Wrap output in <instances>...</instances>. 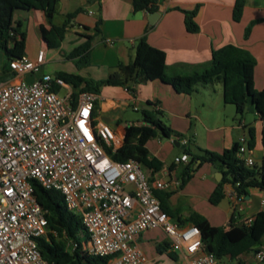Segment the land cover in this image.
<instances>
[{
  "label": "crops",
  "instance_id": "1",
  "mask_svg": "<svg viewBox=\"0 0 264 264\" xmlns=\"http://www.w3.org/2000/svg\"><path fill=\"white\" fill-rule=\"evenodd\" d=\"M133 1L59 0L54 25H63L66 17L78 10L74 19L70 21V27L59 49H50L40 33L41 26L46 30L51 28L46 22L43 12L39 10L17 11L14 20L22 24V30L27 35L25 57L35 60L38 53L45 50L46 65L37 76L17 77L5 68L6 55L0 52V83L33 81L43 74L55 76L59 72L81 75L95 81L103 80L116 71L117 65L132 63L139 41L145 39L150 46L166 54L169 76L201 72L202 66L208 65L212 61L233 57L249 60L255 64L254 87L258 91L264 90V0H242V16L238 22L233 17L237 0H156L158 7L156 12H134ZM196 9L195 21L199 26V31L189 33L186 30L183 11L191 12ZM100 21L101 34L95 37L91 46L89 65L78 67L75 60L68 56L77 46L86 42V36L94 35V29ZM253 22L257 23L251 27L249 35L246 36L247 28ZM51 63L53 69L47 71L45 67ZM74 91L77 90L74 89ZM212 93L214 98L211 100L209 95ZM201 94L203 96L201 104L194 102V95ZM194 95L178 94L170 85L158 80L136 85L134 95L124 87L105 86L98 95L97 108L95 107L93 114L94 122L108 124L118 135L125 137L128 124L122 123L120 113L131 103L133 105L139 103L143 105V109L148 107L149 111L155 109L161 115L165 114L171 127L163 120L161 121L178 134L181 133L174 126V119L190 120L194 118L197 120L196 129L198 128V130L195 131L192 138L181 134L184 136L183 138L177 139L174 135L168 139L172 144L174 141L180 143L179 146L175 145L174 149L164 145L162 139L167 138L162 136L153 138L157 139V143L153 146H150L152 139L147 142L146 148L150 158L159 160L163 163V167L158 172L145 168L146 172L152 179L171 182L169 189L165 192L172 193L169 204L173 210L179 213V217L175 219L182 224L191 225L190 215L196 212L205 217L212 226L225 227L227 231H231L230 223L236 226L243 223L246 218L252 217L258 221L254 230L255 234L263 239L264 192L250 189L248 196L242 199L231 187H228L224 200L214 206L209 202L211 194L219 183L215 179L214 172H212L211 178L207 174L203 177L202 184L205 185L203 193L186 194L183 189L193 180L195 173L204 166L216 167L221 172L217 166L209 164L198 167L199 162H197L191 165L192 158L184 151L188 149L195 155H200L201 150L217 154L223 153L238 143L239 137L243 133V130L238 127L240 121L244 123L247 130L254 129L257 141L254 149L252 148L254 162L258 166L264 165V147L262 145L264 122L260 120L251 101L247 104L245 113L254 115L253 123L246 119H238V115L227 117L225 114L230 106L224 103L223 86L220 82H215L210 87L208 85L198 86ZM148 102L153 106H148ZM197 107L207 110L209 119H202ZM211 112L214 113L212 121L210 120ZM142 124H145L144 121L135 125ZM199 128L202 129V134L199 133ZM200 137L203 139L204 146L199 144ZM193 149L199 150V153H194ZM169 154L174 157L168 164L166 158ZM183 154L189 156L188 163L175 164V158ZM189 168L193 169L191 171L192 178L184 187H181L182 178ZM200 199L204 202V206L198 203L197 200ZM165 242L168 240L160 230L146 231L139 236L137 244L147 258L146 264L165 262L163 257H167L175 264L177 255L170 252L169 248L162 253L158 251V246ZM252 255L253 252L241 257L251 259Z\"/></svg>",
  "mask_w": 264,
  "mask_h": 264
},
{
  "label": "built area",
  "instance_id": "2",
  "mask_svg": "<svg viewBox=\"0 0 264 264\" xmlns=\"http://www.w3.org/2000/svg\"><path fill=\"white\" fill-rule=\"evenodd\" d=\"M45 64L46 51L41 50L35 60L14 59L10 69L24 77L40 74ZM62 89L67 90L64 98ZM97 100V94L74 91L50 74L31 82L0 83V264H49L38 240L52 231L33 183L63 196L67 210L81 218L82 251L107 258L106 264H146L137 240L150 230L165 234L169 251L177 255L175 264L264 262V249L254 251L251 259L227 262L206 252L199 227L184 225L162 209L155 192L168 190L171 182L152 179L137 160L118 162L107 153L120 149L124 136L94 122ZM238 127L243 133L237 157L251 167L248 130L242 121ZM188 161L183 154L174 163ZM253 221L249 217L243 223L250 227ZM70 247L80 246L70 240Z\"/></svg>",
  "mask_w": 264,
  "mask_h": 264
},
{
  "label": "trees",
  "instance_id": "3",
  "mask_svg": "<svg viewBox=\"0 0 264 264\" xmlns=\"http://www.w3.org/2000/svg\"><path fill=\"white\" fill-rule=\"evenodd\" d=\"M59 0H0V52L6 55L5 68L11 72L10 63L14 59H19L26 54L27 35L22 30V24L14 20L17 11L39 10L44 13L46 22L51 26L46 30L40 27V33L50 49H59L65 39L70 21H72L78 10L69 14L63 25H54V18L57 13ZM134 12L147 11L156 12L158 10L156 0H134ZM243 10V1L237 0L234 9V20L240 21ZM185 14L186 30L189 33H197L199 26L195 21L197 9L194 11H183ZM257 22H253L246 31L249 35L251 27ZM101 21L97 23L93 36H86V42L77 46L68 58L75 60L78 67L89 65V52L95 37L101 34ZM89 30L88 28H84ZM255 64L245 59H235L225 57L220 61H212L210 64L202 66L201 72H194L190 75L167 74L166 54L152 46L145 40L139 41L136 47V56L132 63L128 65L119 64L116 71L111 73L106 79L95 81L81 75L59 72L55 76L64 80L79 92H92L97 95L105 86L124 87L132 95L135 94V87L148 81H160L170 85L178 94L192 96L197 92V87L212 85L215 82L222 83L223 100L225 104L233 105L236 114L243 118L246 106L252 102L256 113L264 122V90L258 91L254 87ZM12 75H14L11 72ZM31 82V81H28ZM59 89V88H58ZM148 106H153L147 103ZM97 108V103H96ZM144 123L142 125L128 124L124 137L123 146L117 151L107 149V153L114 161L126 162L130 159L139 161L144 168L153 169L158 172L162 169L163 163L156 158H150L146 144L150 139L162 136L170 139L176 136L183 138L181 134L175 133L167 127L159 118L161 113L157 110H142ZM250 137L249 145L254 149L256 136L253 128L248 129ZM264 147V133L262 138ZM238 144L223 153L217 154L208 150H201L200 155L193 154L186 149L184 153L191 156V165L199 162L198 167L204 164L217 166L223 174L222 180L217 184L215 190L209 198L210 204L217 206L226 197V190L231 187L239 197H247L250 189H258L264 192V165L246 166L237 157ZM189 168L182 178V186L192 178ZM34 195L38 203L47 213L49 230L48 238L38 240L41 255L49 264H106L107 258L91 256L81 249V238L85 236L81 218L69 212L66 208L63 196L57 191L45 190L38 183H33ZM156 196L160 199L162 209L168 212L173 218H178L179 213L173 210L169 204L172 193L156 191ZM253 224L248 227L241 223L234 226L231 231L225 227L212 226L202 215L193 212L190 215L191 224L201 230L204 250L212 253L221 261L236 260L244 254L264 249L262 238L255 234L257 219L253 218ZM233 221V220H232ZM74 240L79 243V248L69 251L66 240ZM169 248V243L158 246V251L163 252ZM264 264V262L262 263Z\"/></svg>",
  "mask_w": 264,
  "mask_h": 264
},
{
  "label": "rangeland",
  "instance_id": "4",
  "mask_svg": "<svg viewBox=\"0 0 264 264\" xmlns=\"http://www.w3.org/2000/svg\"><path fill=\"white\" fill-rule=\"evenodd\" d=\"M19 14V13H18ZM67 49L65 48V51ZM46 65V64H45ZM44 65V66H45ZM52 63L47 65L45 68L47 71H50L53 69L52 67ZM43 66V67H44ZM38 74H36L35 76H37ZM200 86V85H199ZM209 87L211 85H208ZM200 92H203V91H200ZM67 95V90L66 89H62L61 92H60V96L62 98L66 97ZM209 98H214V95L213 93L209 95ZM193 100L194 102H198L199 104H201V102L203 101V96L202 94L201 95H194L193 97ZM212 100V99H211ZM230 107L227 109V113L225 114L227 117L231 118L232 115L236 116L237 114L235 113V107L233 105H229ZM137 107H138V111H135L134 110V105L131 103L130 106L126 107V109L120 113L121 115V121L124 125H127V124H138V123H143L144 121V115H143V105L141 104H137ZM197 109L200 111V115H201V118L202 119H209V114L207 113V110L205 109H202L201 107H197ZM213 116H214V113L211 112V117H210V120L212 121L213 120ZM108 118H109V115H108ZM167 116L164 114V115H161L160 116V119L163 120L169 127H171V124H169V122H167ZM238 119H240V117H238ZM241 119H246L247 121L253 123L254 121V115L251 114V113H248L246 112L244 114V117L241 118ZM173 123H174V126L177 127V131L179 133H181L182 135L184 136H187V137H191L193 136V134L195 133L196 130H198V128L196 129V125H197V120H195L194 118L193 119H190V120H182V119H174L173 120ZM199 133L202 134V129L199 128ZM200 134V136H201ZM163 140V143L164 145H167V146H170L171 148H175V144H172L170 142V140L168 139H162ZM203 139L202 137H200L199 139V144L200 145H203ZM157 143V139H152V141L150 142V146H153ZM258 149L260 150V148L258 147ZM194 150V153L198 154L199 150L197 149H193ZM166 151V150H165ZM173 155L172 154H169V156L166 158V161L167 163L169 164L172 159H173ZM213 172V168H209L208 166H204L202 167L201 169H199L196 173H195V177L193 178V180H191L187 185L186 187L183 189L184 193L186 194H197V193H203V190H204V186L202 184L203 182V177H205V174H207L209 176V178H211V174ZM181 191V189H180ZM198 203L201 205V206H204V202L200 199V200H197ZM66 240V245L68 247V250L71 251V247H70V241L68 239H65ZM262 242H264V238L262 239ZM165 259V262L161 261L160 263L158 264H173L171 261H169V259L167 257H163ZM168 262V263H167ZM227 262V261H226Z\"/></svg>",
  "mask_w": 264,
  "mask_h": 264
},
{
  "label": "water",
  "instance_id": "5",
  "mask_svg": "<svg viewBox=\"0 0 264 264\" xmlns=\"http://www.w3.org/2000/svg\"><path fill=\"white\" fill-rule=\"evenodd\" d=\"M146 109H149V108L146 107ZM174 144H175L176 146H179V145H180V143L177 142V141H174ZM213 172H214V174H215V179H216V181H217V182H220V181L222 180V178H223V174H222L221 172H219V171L217 170L216 167H213Z\"/></svg>",
  "mask_w": 264,
  "mask_h": 264
}]
</instances>
